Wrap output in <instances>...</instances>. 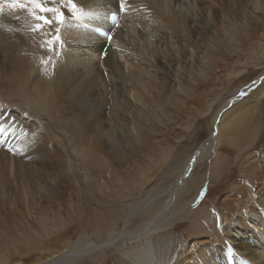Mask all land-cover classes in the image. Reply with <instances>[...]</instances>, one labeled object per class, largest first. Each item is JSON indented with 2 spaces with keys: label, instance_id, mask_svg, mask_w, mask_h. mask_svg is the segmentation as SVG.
Listing matches in <instances>:
<instances>
[{
  "label": "bare ground",
  "instance_id": "obj_1",
  "mask_svg": "<svg viewBox=\"0 0 264 264\" xmlns=\"http://www.w3.org/2000/svg\"><path fill=\"white\" fill-rule=\"evenodd\" d=\"M46 2L51 6V0ZM75 2L87 15L74 21L65 10L67 22L60 33L62 44L54 45V52L48 50L46 43L55 35L53 28L45 25L33 31L38 21L26 11L11 10L3 4L0 208L11 210L17 205L28 210L35 206L30 212L37 211L40 199L42 202L50 196L48 187H60L71 177L91 178V171L81 168L78 161L80 151L83 155L93 153V147L84 143L91 136L110 144L104 157L96 160L95 173L100 181L105 175L112 176L115 160L125 158L123 148L105 135L115 138L119 134L137 137L177 133L183 112L189 114L201 93L214 87L216 81H224L216 72L237 51L236 36H257L259 23L264 21V0H129L131 8L118 17L119 27L110 18L118 9V0ZM92 28L108 32L113 37L110 41L118 48L102 39L107 36H97ZM262 74L225 100L222 107L234 104L252 85L263 82ZM247 100L236 103L223 118ZM217 121L215 117L214 123ZM6 123L11 124V130L4 132ZM47 135L64 139L69 163L60 151L51 150L49 154L33 148V136ZM220 138L221 134L218 145ZM131 149L140 151L139 155H149L145 144L132 145ZM184 155L187 159L179 171L186 176L181 180L180 175L173 183H162L166 188L175 183L170 198L165 193L152 192V199L145 195L151 202L145 205L150 216L138 228L129 227L138 213L133 207L124 229L112 231L104 243L95 245L88 237L79 236L62 253L39 264H76L88 254L117 245L119 240L127 243L126 250L129 244L143 243L138 251L147 244L135 258L136 264H167L163 252L159 256L155 252V243L161 242L159 235L170 231L166 235L173 242V230L178 225L196 221L194 213L188 216L184 211L196 208L204 193V183L194 179L199 169L202 171L198 178H204L207 165L203 170V164H199L193 174L187 171L202 160L208 162L210 156L212 161L216 158L211 148L192 156L190 150L182 151L170 160L167 175L178 169ZM124 164L131 165H121ZM194 187L199 191L196 194L192 193ZM244 191L239 196L223 197V202H227L218 207L219 224L215 225L207 213L211 228L197 219L200 236L185 242L177 252L175 264H264V183L255 192ZM14 195L17 203L10 202ZM43 226L48 228L45 223ZM122 246L118 250H123ZM125 257L128 260V255Z\"/></svg>",
  "mask_w": 264,
  "mask_h": 264
},
{
  "label": "rangeland",
  "instance_id": "obj_2",
  "mask_svg": "<svg viewBox=\"0 0 264 264\" xmlns=\"http://www.w3.org/2000/svg\"><path fill=\"white\" fill-rule=\"evenodd\" d=\"M92 30L94 31L93 28ZM258 33L257 36H236L239 40L237 51L230 56L227 65L216 72V76L224 81H216L214 87L201 93L189 114L183 112L182 117H179L181 128L177 133L166 136L141 134L137 137L119 134L115 138L105 135L111 142H116L117 147L123 148L125 158L122 161L115 160L111 169L112 176L109 178L105 175L100 181L95 173L96 160L104 157L110 144H104L91 136L84 143L93 147V153L83 155L80 151L78 157V161L82 163L81 168L91 171V178L76 180L71 177L60 187H48L50 196L42 202L40 199L37 211L30 212V208L35 206L28 210L17 205L11 210L0 208V264H39L48 261L67 249L79 236L88 237L95 245H100L112 231L124 229L133 207L138 213L132 217L129 227L138 228L150 216L145 205L149 206L151 202L145 195L149 194L152 199V192L165 193L163 195L170 198L169 192L175 183L171 188H166L162 183H173L180 175L181 180L186 176L179 170L187 155L179 162L178 169L167 175L170 160L185 150H190L192 156L197 155L199 150L211 148L216 158L212 161L210 156L211 161L202 160L187 171L193 174L199 164H203L202 168L204 164L207 165L204 178H198L202 171L199 169L198 177L194 179L204 183V193L196 208L184 211L188 216L194 213L196 221L187 220L178 225L173 230V242L170 235H166L170 231L165 232L164 236L159 235L161 242L155 243V252L157 256L163 252L167 264H175L177 252L183 249L185 242L200 236L199 221L208 228H211L212 223L207 217L215 220V225L219 224L218 207L227 202H223V197L227 194L239 196L243 194V189L246 193L257 191L264 183V80L244 92L245 97L241 96L248 100L224 118V113L244 98L238 95L241 100L230 103L227 109L222 107V103L252 84L264 72V21L259 23ZM102 39L118 48L108 36ZM215 117L218 120L216 123ZM9 124H2L3 130L10 128L4 132L11 130ZM219 134L221 138L218 145ZM67 137L72 139L70 134ZM33 139L35 150L49 154L51 150L60 151L64 154L66 163H69V154L65 156L67 145L62 137L47 135L33 136ZM139 143L145 144L148 156L139 155L137 153H141L140 151L134 152L131 149L132 145ZM123 163L131 165L123 166ZM118 165L120 167H116ZM198 192L196 187L192 189V193ZM141 196L144 198L141 199ZM187 198L190 199L191 196L187 195ZM18 201L16 195L10 199V202ZM44 223L48 228L43 226ZM117 242V245L107 247L108 249L86 255L76 261V264H136L135 258L147 248L145 244L138 251L137 248L143 243L129 244L126 250L127 243H122V240ZM118 246L124 247L123 250H118Z\"/></svg>",
  "mask_w": 264,
  "mask_h": 264
},
{
  "label": "snow or ice",
  "instance_id": "obj_3",
  "mask_svg": "<svg viewBox=\"0 0 264 264\" xmlns=\"http://www.w3.org/2000/svg\"><path fill=\"white\" fill-rule=\"evenodd\" d=\"M6 3L7 7L11 10L26 11L34 21H38L35 24L33 31H38L45 25L49 28H53L55 35L51 39L47 40L48 50L54 52V45L62 44L60 37L61 29L66 25L67 17L65 10L70 14L71 19L74 21H80L87 13L83 12L78 7L75 0H51V6H49L46 0H0V13L3 12V4ZM131 8L129 0H118V9L116 12L111 13V20L115 27H119L118 17L121 14H126ZM19 20V17H15ZM113 37L108 36L111 40ZM11 151V149H10ZM203 195V193H201Z\"/></svg>",
  "mask_w": 264,
  "mask_h": 264
},
{
  "label": "crops",
  "instance_id": "obj_4",
  "mask_svg": "<svg viewBox=\"0 0 264 264\" xmlns=\"http://www.w3.org/2000/svg\"><path fill=\"white\" fill-rule=\"evenodd\" d=\"M171 246V245H170ZM141 253V252H140Z\"/></svg>",
  "mask_w": 264,
  "mask_h": 264
}]
</instances>
